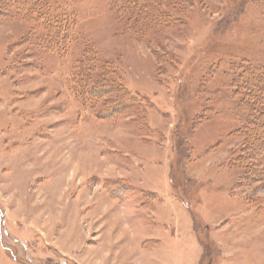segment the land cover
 I'll return each instance as SVG.
<instances>
[{
    "label": "rangeland",
    "instance_id": "374dc122",
    "mask_svg": "<svg viewBox=\"0 0 264 264\" xmlns=\"http://www.w3.org/2000/svg\"><path fill=\"white\" fill-rule=\"evenodd\" d=\"M32 1L0 0V264H264L232 70L264 63V0H160L134 35L112 0Z\"/></svg>",
    "mask_w": 264,
    "mask_h": 264
},
{
    "label": "trees",
    "instance_id": "16d2710c",
    "mask_svg": "<svg viewBox=\"0 0 264 264\" xmlns=\"http://www.w3.org/2000/svg\"><path fill=\"white\" fill-rule=\"evenodd\" d=\"M32 2L35 3V5L32 3V7L38 5L37 8H41L42 6L45 7L46 4L49 7L48 0H33ZM159 3L160 0H112L111 10H114L118 16H121V14L129 16L133 13V18H135L137 24L143 22V27H136L137 30L130 32L134 35L135 33H138V31L147 29L148 26L162 25L172 21L165 16L166 13L163 14L157 12L159 10ZM161 16H163L162 19ZM232 66L236 80L233 90L235 91V94H240L241 97L239 98V102L242 106L250 108L252 111H256L255 116L253 115L251 120L254 121L259 119L258 121L261 125L258 126L261 131H264V63L258 67L250 65L249 62ZM113 86L118 87V85ZM89 93L92 94L90 96L96 95L91 90ZM113 104L118 105V107L113 105L111 113L109 112L108 115L103 117L115 119L118 114L123 112V107H121V105L117 104L116 101H113ZM248 124H250V121L247 122L245 127ZM259 150L264 152V139L259 144Z\"/></svg>",
    "mask_w": 264,
    "mask_h": 264
}]
</instances>
